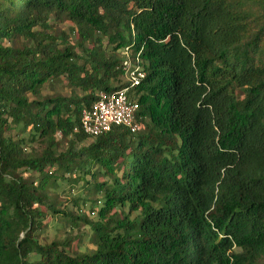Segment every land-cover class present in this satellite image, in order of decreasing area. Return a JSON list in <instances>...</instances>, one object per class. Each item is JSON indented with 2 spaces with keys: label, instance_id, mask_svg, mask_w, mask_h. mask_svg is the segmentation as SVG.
Segmentation results:
<instances>
[{
  "label": "trees",
  "instance_id": "trees-1",
  "mask_svg": "<svg viewBox=\"0 0 264 264\" xmlns=\"http://www.w3.org/2000/svg\"><path fill=\"white\" fill-rule=\"evenodd\" d=\"M0 264H264V0H0Z\"/></svg>",
  "mask_w": 264,
  "mask_h": 264
},
{
  "label": "built area",
  "instance_id": "built-area-1",
  "mask_svg": "<svg viewBox=\"0 0 264 264\" xmlns=\"http://www.w3.org/2000/svg\"><path fill=\"white\" fill-rule=\"evenodd\" d=\"M126 73V88L97 93L92 105L81 113L80 127L89 137H97L109 132L113 127L122 126L131 133H137L140 125L135 119L138 104L131 100L129 91L139 84L145 73L130 60L123 61Z\"/></svg>",
  "mask_w": 264,
  "mask_h": 264
},
{
  "label": "rangeland",
  "instance_id": "rangeland-1",
  "mask_svg": "<svg viewBox=\"0 0 264 264\" xmlns=\"http://www.w3.org/2000/svg\"><path fill=\"white\" fill-rule=\"evenodd\" d=\"M68 26V23H65L62 28L63 29H66ZM60 31V27H56V33H59ZM71 184L75 187H79V184H78V180L77 178H72L70 180ZM82 190V187H79V191ZM74 194H77L76 191L74 192ZM65 196L62 197V199H64ZM53 199V198H52ZM59 225H56V222H49L48 223V228L46 230V232L43 234V236H48L50 239L53 238L54 236L58 235V236H61L62 235V230L58 233L57 229H58Z\"/></svg>",
  "mask_w": 264,
  "mask_h": 264
}]
</instances>
